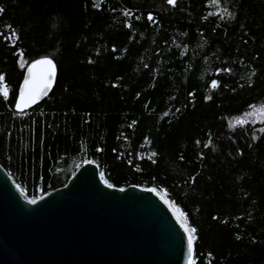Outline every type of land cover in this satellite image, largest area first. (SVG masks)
<instances>
[{
    "label": "trees",
    "instance_id": "obj_1",
    "mask_svg": "<svg viewBox=\"0 0 264 264\" xmlns=\"http://www.w3.org/2000/svg\"><path fill=\"white\" fill-rule=\"evenodd\" d=\"M0 8L9 89L0 95V163L28 197L65 185L87 158L114 186L164 191L196 229L193 264H264V0ZM41 54L57 63L55 86L17 112L19 63Z\"/></svg>",
    "mask_w": 264,
    "mask_h": 264
},
{
    "label": "water",
    "instance_id": "obj_2",
    "mask_svg": "<svg viewBox=\"0 0 264 264\" xmlns=\"http://www.w3.org/2000/svg\"><path fill=\"white\" fill-rule=\"evenodd\" d=\"M56 79L35 104L16 111L49 97ZM100 174L86 159L65 185L30 204L0 163V264L194 263L195 238L189 256L172 211L179 208L164 191L156 188L157 195L147 190L153 186L137 184L108 188Z\"/></svg>",
    "mask_w": 264,
    "mask_h": 264
},
{
    "label": "snow or ice",
    "instance_id": "obj_3",
    "mask_svg": "<svg viewBox=\"0 0 264 264\" xmlns=\"http://www.w3.org/2000/svg\"><path fill=\"white\" fill-rule=\"evenodd\" d=\"M167 2L169 4H174V0H167ZM214 2H216L217 6L219 7L223 3V0H214ZM93 6L99 7L98 4H94ZM3 11L4 9L0 8V13H3ZM125 14L127 16L133 15L131 11H126ZM216 15H219V14H216ZM229 15L231 16L232 14L229 13ZM147 19L149 21L155 22V17L153 16L152 13H148ZM220 19L223 21L224 17L220 16ZM125 26L131 28V24L129 23H126ZM8 27L11 28V26H8ZM19 67L22 69L26 67L27 74L24 76L22 83L19 85L18 97H15V107L17 109L27 107L29 104H35L42 94H46V90L53 86V83L57 76V69H58L57 63L54 60V58L47 54H41L37 56L36 58H33L30 63L20 62ZM145 67H147V65H145ZM216 71L217 72H220V71L230 72L231 69L229 68L219 69L218 68L216 69ZM3 81H4V75L0 74V95H2L3 97H8L9 89L5 84L2 83ZM210 87L213 89H216L218 87V81L216 79H212L210 83ZM137 95H139V93H137ZM187 95L189 98H192L194 96V92L190 91L187 93ZM209 99L210 97L208 96L204 97L205 101ZM249 107H252V105H249ZM177 111H179V109H177ZM135 123L136 122L133 121V124ZM129 127H131V125H129ZM259 131L264 133V128L260 129ZM252 139L256 140L258 139V137L253 135ZM196 143L199 144L200 142L196 141ZM207 146L208 145H205V147ZM100 150L101 149L97 148V151H100ZM238 152H240L239 149H238ZM240 154H242V152H240ZM153 155H155V153ZM85 162L90 163V161H85ZM153 163H155L154 160H153ZM100 179L107 185L108 188L114 187L113 184L109 183L107 180L104 179L103 172H101L100 174ZM194 179L195 177H192L190 182L194 181ZM17 188H20V186L17 185ZM147 190L150 192H155L157 195H159V192L157 191L156 187H151V188H148ZM21 191L23 190L21 189ZM121 191H123V189H121ZM25 198L27 199V197ZM28 202L30 204H35L36 199H30L28 200ZM164 203L168 204L169 201L165 200ZM172 211H173V215L176 217L177 222L180 223V227L183 229L184 233L187 236V248H188L189 256H191L193 253V240L195 238L194 233L196 232V229L188 225L186 218H184L185 214L183 212H180L179 209L175 207H173ZM213 219H216V217H213ZM236 239H240V237L237 236ZM190 264H192L191 261H190Z\"/></svg>",
    "mask_w": 264,
    "mask_h": 264
},
{
    "label": "rangeland",
    "instance_id": "obj_4",
    "mask_svg": "<svg viewBox=\"0 0 264 264\" xmlns=\"http://www.w3.org/2000/svg\"><path fill=\"white\" fill-rule=\"evenodd\" d=\"M86 159H87V158H85V160H86ZM17 185H18V184H17ZM19 189H20V191H21V189H22V188H21V186H20V188H19ZM22 190H23V189H22ZM21 192L25 194V192H24V191H21ZM181 212H182V211H181ZM184 218H185V217H184Z\"/></svg>",
    "mask_w": 264,
    "mask_h": 264
},
{
    "label": "bare ground",
    "instance_id": "obj_5",
    "mask_svg": "<svg viewBox=\"0 0 264 264\" xmlns=\"http://www.w3.org/2000/svg\"><path fill=\"white\" fill-rule=\"evenodd\" d=\"M181 212V211H180ZM179 214V213H178Z\"/></svg>",
    "mask_w": 264,
    "mask_h": 264
}]
</instances>
